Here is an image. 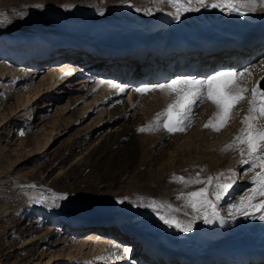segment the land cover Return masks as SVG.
Instances as JSON below:
<instances>
[{
  "label": "bare ground",
  "instance_id": "6f19581e",
  "mask_svg": "<svg viewBox=\"0 0 264 264\" xmlns=\"http://www.w3.org/2000/svg\"><path fill=\"white\" fill-rule=\"evenodd\" d=\"M170 10L169 6L163 5L158 9L160 12L155 16L149 17L147 32L145 34L134 33L135 35L129 38L118 40L100 41L95 39L92 40V38L79 33L70 34L65 32V30H59L57 24V26H49L54 23L50 18L35 19L32 21L36 22L35 24L28 25V28L22 31H2L0 33V105L7 104L6 106L10 109V114L13 115V119L7 120L0 127L6 131L4 135L0 137V152H4V149L7 147L6 144H9L11 140H13V137H15V141L19 140L14 144L15 147L11 148L12 150L10 149V151H12V156H15V160H11L12 162L10 165L22 159L23 161L18 165L25 164V161L29 159L33 160V157L36 156L45 159L44 157L47 155L48 150L54 151V142L50 143L53 139H58L72 131L73 128L82 124H85L83 128H77L78 130H75L76 137L69 146V151L73 148H80L85 145L87 139L91 138L96 131L99 130L98 137L94 140H100L98 144V148L100 149L98 156L102 157L103 161L114 165L117 162H122L124 157L129 159V157L132 156V146L135 142V137L133 135L135 130L134 125L136 123L139 125L146 124V122L150 120L151 115L155 112V109L158 110V107L165 105L166 102L162 101L163 97L160 93L157 94L154 92H149L146 96L144 94V96L140 98L139 93L136 92V86L138 83L147 80L141 74H139V77L142 76V81L133 74L128 75L132 72L137 73L139 71L138 67L133 68V71L129 69V66L113 67L116 58L120 60L132 58L137 64H142L140 67L143 70L147 68L148 64L151 67L153 66L151 75L154 76V82L149 85L165 84L169 80L184 77L203 80L207 78L206 75H213L218 71L232 70L243 72L247 69L248 72L245 73L243 81L249 83L252 88L257 87L258 81L264 76V64L260 67L257 61L264 51V4L259 3V0H257L255 4L248 2L245 11L242 12L240 16L242 19L241 21H244V23L241 22V26L234 24L232 31L221 32L212 36H217L218 38L222 37V39L217 40L212 47L222 45V42L235 44L236 47L233 49L227 48L228 50H224L223 52L213 53L208 52L217 48H206L205 50L202 48L199 54L194 53L200 49V45L203 46V43L198 45L195 44V49L197 47L199 48L194 52L188 48L190 42L188 40L179 39L180 36H176V38H164V28L171 19ZM241 28H247V31ZM255 36L259 37V39L254 41L251 40ZM52 37H59L65 40L61 41ZM202 37L203 36L200 35L194 40H200ZM35 40H37V43H41V47L42 45L47 46L45 48H40V46L37 47V43H34ZM142 40H151L152 46H156L159 53L152 52L150 58L145 56L143 59L138 56H114L111 60H106V62H104L103 67L108 73L106 75L108 76L111 73H116L119 77L126 76L125 78H121L124 82L112 78L111 76H108L109 78H107V76L97 77L95 71L92 69L96 60L95 56L92 57L91 54L85 53L84 50L74 49L65 44V42L68 41L69 43L76 44H78L77 42H82L90 46L102 43H113L120 46L129 42L126 45L131 46L133 43L138 45L141 44ZM249 42L252 43L250 47H241V44L246 46L249 45ZM253 42L260 43V45L256 47L257 45L254 46ZM104 45L117 47L112 44H103L102 46ZM32 46H36V54L40 56L43 55L39 57V60H35L36 62L23 58L24 54H29L27 49H31ZM58 47L62 49L57 50L56 48ZM251 49L254 50L252 54L248 51ZM178 54H182L185 57H183V60L179 61V63L177 62L176 70L186 75L177 72L176 74L179 75H173L171 77L170 73L173 71V68L169 66L168 70L165 69L166 71H162L161 68L163 63H161V61L165 59L167 62L166 59H169L170 64H172L173 62L171 60ZM198 55L205 57V61L202 65H200L202 62L194 64V60L190 59V56L197 57ZM210 56H213V58L211 59ZM59 59H62L60 64H52V61H58ZM186 59L189 68L181 66L183 61L186 62ZM87 60L90 62L88 61V68L85 70L83 68L85 65L82 63ZM217 60H220L218 63L220 66L215 70L214 67L218 62ZM252 60L253 65L249 66V61ZM40 61L45 62L43 66L37 68L33 65L39 64ZM138 61H143L145 63H140ZM246 63L249 65H246ZM56 65H60V67ZM96 65L99 64L97 63ZM190 65H193V67H190ZM254 66L256 67L255 69ZM81 68L85 70L82 74L83 76L76 81L73 80V75L81 73ZM113 68H118L120 71L117 72L113 70ZM45 69H48L47 73H44ZM165 76H170V78L163 79L166 78ZM9 78L10 80L13 79L12 81L15 86L20 85L21 82L24 83L17 90H13L15 91L14 94H16V98H14V94H9L7 96L3 95V92L9 90V84H6L7 88L5 89V84L3 85V82ZM151 78L152 77L149 79ZM78 85L80 86L77 88L76 86ZM144 85L148 84L143 82L141 86ZM49 92L53 94V104L48 102L45 103L42 99L43 96H49ZM164 92L167 96L169 95V99H173V101L176 99L175 93H169L167 90ZM63 93H65L68 98L64 104L59 106V102L63 99L61 96ZM123 95H127V98L123 99ZM9 99H14V102L8 103ZM50 105L56 106V109L48 123L43 119L34 130L30 128L26 132H22V129L17 127V121H19L21 117L25 118L26 116L29 124L40 121L45 117L43 115L45 108ZM200 105L201 102L199 101L193 104L184 117V121L190 113V115H193V109L195 107L198 109ZM33 112H36V114L32 118ZM10 114L8 113V115L5 116L0 111V124L4 116L7 118ZM197 114L198 113H196V115ZM37 115L38 118H35ZM187 124L189 125V123ZM12 130L15 132L9 137ZM21 133L22 136L20 135ZM195 134L199 135L200 132H196V129H194V133L183 136L176 145L173 143L171 149H167L160 154V162L155 164L157 173L162 172L163 174V172L167 171V168L170 170L172 176L171 180L173 182L168 183V185L171 188L173 187V189H175V182L180 175L185 176L191 174V176L198 178L205 171V167L208 169L210 168L208 167L210 163L212 165H217L218 162H220L219 164H221L224 157L222 158V155H219L218 148L222 145L227 143V145L233 144V150L231 149L232 152L228 153L225 157V159L229 158V164L232 162L231 156H236L233 157V159L239 156L241 157L243 155L241 150H245L243 145H235L234 141L232 142V140H230L232 136H230L231 133L228 128L215 135H203L200 138L198 137V139H200L199 141H201L200 148L197 147L193 149L190 145V141ZM30 135H32L31 137L35 144L29 147ZM5 139L6 143L4 142ZM10 151L8 150L9 153ZM4 154V158L10 155ZM164 154L165 158H163ZM245 154L247 155V152ZM118 159L122 160L119 161ZM0 169V215H7L10 214L14 206L17 205L20 197L17 193L7 195L1 191L3 187L9 184L7 174L12 171H10L9 167L7 169L3 167L2 169L0 166ZM230 185L231 187L228 188L226 195L219 201L218 205L215 206V209L211 206L209 207V211L206 212L205 217L191 218V216L188 218L186 223L189 221L192 222V230L189 232H184L176 227L165 225L161 219L154 217V213L151 215L152 211L146 207H139L132 210L130 208V202H128L129 200L125 203H117L118 206L114 209L95 211L87 215H69L61 219L60 217L50 214L48 217L50 221L49 227L38 236H33L29 239V243L26 244L27 246H24L23 249L26 253L20 258L21 262L18 264H33L39 247H43L47 244L48 246L51 245L53 242L52 238L55 236L54 234L56 233V235H58L60 233L62 225L63 234L68 232L71 233V231H74V233L80 231L75 229L74 223L76 217L74 216L82 217L85 223H88V226L83 229L94 227V229L88 232L82 240L74 236L69 239L72 242L74 241V244H77V246L79 245V248H88L89 251L87 250V253L91 258H86L89 255L84 256V251H78L79 249L76 250V248L75 250L78 252H74L75 254L73 252L72 254L60 253L53 256V264H63L65 260L74 264H80L82 261H86L87 264H264V248L255 249L259 245L257 243L258 241H264V219L259 218L264 215V210L245 216L244 220L243 217H239L238 215L230 217L233 215L230 214L231 209L233 208L232 210L236 211V208L231 206V200L228 199L227 203L229 204L227 207L224 206L227 209L220 207L223 205L222 201L230 197V192L233 187L232 184ZM175 190L177 193L176 196L172 198L171 195L168 194L167 202L171 203V201H174L175 203L184 199V193L178 188ZM167 199L164 198V200ZM162 202L165 201L162 200ZM164 207H166V204ZM172 208L170 206L171 210H173ZM155 211L158 213L161 212V210L158 209ZM205 219H207L208 222H205ZM64 220H66V222L62 224ZM175 221L179 220L176 218ZM53 230H56V232ZM65 238L66 236L62 240H65ZM37 241L39 242L38 245H36ZM156 241H161L164 244L162 252H158L157 254L149 251L142 253L141 247L145 244L155 243ZM33 245L36 246V248H33ZM129 249L130 251H128ZM164 251H167L168 254H165ZM50 258L47 260H50Z\"/></svg>",
  "mask_w": 264,
  "mask_h": 264
},
{
  "label": "rangeland",
  "instance_id": "374dc122",
  "mask_svg": "<svg viewBox=\"0 0 264 264\" xmlns=\"http://www.w3.org/2000/svg\"><path fill=\"white\" fill-rule=\"evenodd\" d=\"M126 1L128 0H0V33L4 30L22 31L28 28V25L35 24L36 22H32L35 19L50 18V20L55 24H48L49 26L58 25L57 27L59 30H65V32L70 34L79 33L92 38V40L95 39L100 41L124 39L135 35L134 33L145 34L147 32L149 17L155 16L158 12H160L158 9L161 6L167 5L171 9V19L164 28V38H176V36H180L179 39H190L189 49L196 51L198 48L195 50V44L198 45L203 43L204 46L207 43H211L213 46L215 45L214 43L217 40L222 39V37L218 38L217 36H212L221 32L232 31L234 24L241 26L244 21H241L242 19L240 16L241 13L245 11L246 5L248 3V0H206L209 6H201L197 0H191V3H189V0H179L178 5L171 4L168 2V0H129L131 1V5H125ZM213 3L217 4L218 7H211L210 5ZM39 5H42L43 7H37ZM149 12L151 14H148ZM242 30L247 31V28H243ZM200 35L203 36L201 38L202 40H194ZM52 38H56L61 41L65 40L59 37ZM256 39L258 40L259 37L255 36L251 40L254 41ZM251 42H249V45L243 46L242 48L247 46L250 47V44H252ZM34 43H37V40H35ZM128 43L122 45H126ZM103 44H112L113 46H117L113 43L94 44V46L98 47L102 46ZM253 45H257L256 47H258L260 43L253 42ZM248 51L252 54L254 50L251 49ZM26 54H24V57H26ZM95 58L96 60L92 66L93 71H95L97 77H106L107 75H104V73L101 71V68H104L103 65H96L98 63L97 59L99 57ZM210 58L212 59L213 56H210ZM259 58L260 59L257 61L261 67V65L264 64V51ZM190 59L194 60V64H199V62H202L200 65H202L205 61V57L200 55L197 57L190 56ZM101 60L106 62L104 58ZM166 60L167 62L165 59L161 61V63L165 65H162V71L168 70V67L171 66L173 68V71L170 73L171 77L173 75L179 74L186 75L185 73H179L176 70L177 62L179 63V60H177L176 56L171 60L174 64H170L169 59ZM61 61L62 59H59L58 61L55 60L52 61V64H60ZM88 61L89 60L82 63L85 65L83 67L85 70L88 68V64L91 59L89 62ZM217 61L216 62L218 64L220 60ZM138 62L145 63L143 61ZM187 62L188 61L186 59V62L183 61L181 66H184V68L188 67L189 65H187ZM44 63L45 62L40 61L39 64L33 65L39 68L40 66H43ZM217 64H215V67L218 66ZM249 64L246 63V65L252 66L253 60L249 61ZM141 65L142 64H137V62L132 58H124L122 60L116 58L113 63V67L129 66L131 71H133V68L138 67L139 71L137 73L132 72L128 75L133 74L138 79L140 78L139 80H141V77L144 76L147 80L143 81L145 84L149 85L150 83H153L154 76L151 75L153 66L151 67L148 64L147 68L143 70L140 67ZM56 66L60 67V65ZM190 67H193V65H190ZM83 68H81V73L78 75H73V80L76 81L80 79L81 76H83L82 74L85 72ZM255 68L256 67L254 66V69ZM113 70L117 72L120 71L118 68H113ZM47 72L48 69H45L44 73ZM177 72L179 74H176ZM139 74L142 76L139 77ZM108 76H111L112 78H115L119 81L121 80L122 82L124 81L121 78L126 77H119L116 73H111ZM108 76L107 78H109ZM170 76H165L166 78L163 79H169ZM206 76L208 77L210 75ZM150 77L152 78L149 79ZM6 80L3 82V85L5 84L4 88L6 89L7 85L9 84V90L3 92L4 96L14 94L15 91L13 90H17L24 84L21 82L20 85L15 86L12 81L13 79L10 80L9 78ZM143 82L138 83L136 89L141 87ZM240 84L241 87L248 89V92L244 94L245 99L241 100L233 107L231 119L228 120L219 131L213 130L212 127H205V124H207L209 120H211L213 124L218 125L219 118L218 116L214 115V113H218L216 106L210 100H204L201 102V105L199 106L200 108L198 107L199 110L195 107L192 111L193 115H190V113V116L188 115L185 121L183 119L181 127H184V131L169 132L163 127V123H161L163 116H161L160 120H158L157 114H162L166 109L165 107H167L169 103L173 102V99H169V95L167 96L164 92L165 90L159 91L157 89L155 91H151L157 94L160 93V95L163 97L162 101L166 103L165 105L159 106L158 110L155 109V114L153 113V115H151L150 120L146 122V124L139 125L136 123L134 125L135 130L133 135L135 137V142L132 146V156L129 157V159L125 157L123 160L118 159L119 161L122 160V162H117L114 165L103 161V158L98 156L100 152V149L98 148L100 140L94 139L98 137L99 130H97L91 138H88L85 145L82 147L73 148L70 151L68 150L69 146L76 137L75 130H78L77 128H83L85 124L73 128L72 131L66 133L58 139H53V141L50 143L54 142V151L52 152L48 150L47 155L44 157L45 159L40 158V156H36L33 157V160L29 159L25 161V164L20 165L18 164L22 162L23 159L21 161H17L13 165H10L11 162L15 160V156H12V151H10V149L15 147L14 144L19 141H15V137H13V140H11L9 144H6L7 147L4 149V152H0L1 168L3 169L4 167V169H7L9 167L10 171H12L11 173L7 174L9 184L6 187H3L1 191L7 195L17 193L20 199L10 214L0 215V264H18L21 262L20 258H22V256H24L26 253V251L23 250L24 246H27L26 244L29 243V239L33 236H38L49 227L50 221L48 217L50 214L60 217L61 219L69 215H87L95 211L114 209L118 206L117 203H125L127 200H129L128 202H130V208L132 210L139 207H146L152 211L151 215L154 213L153 215L156 218H159V215H163L166 218H171L174 220L177 218V220H179V222L184 225L191 216V218L205 217L206 212L209 211L210 207L207 206L202 208L199 212L191 211L192 209L186 206L188 203L187 194L194 191H199L202 188H207L208 192L210 193L208 199L211 200L215 206H217L219 201H221V199L226 195L228 190L227 189L225 192H222V198L217 201L215 196L211 195V193L218 191L219 189L217 188V185L220 184H232L233 187L230 192V197L224 199L225 201H222L223 205L219 206L227 207L229 204L227 203L228 199L231 200V206L238 205L242 199L252 194L251 190L256 187V185L253 183V179L256 173L261 171L259 166L252 167L250 163H243V161L251 160V157L248 154H245L247 152L246 144L238 142L235 143V145H243L245 150L241 157L239 156L238 158L233 159V157L236 156H231L232 162L230 164L228 163L229 158H226V160L225 157L228 153L232 152L231 149L233 150V144L231 143V147L226 148V146H229L227 143L218 148L219 155H222V158L224 157L221 164H219L220 162H218L217 165H212L210 163L208 166L210 168L208 169L205 167V171L198 178L191 176V174H187L185 176L180 175V177L184 178V181L196 179L202 181V183H184L177 180V183L175 182L174 188H178L184 193V199L180 202H167L168 194L171 195L172 198H174L177 194L176 190L173 189V187H169L168 185V183L173 182L171 180V172L167 168V171L163 172V174L162 172L157 173L155 164L160 162L159 157L161 153L167 149H171L173 147V143L176 145V143L181 138H183V136L194 133V129H196V132H200V134H195L191 138L192 140L190 139V145L193 149L197 147L200 148L201 141H199L200 139H198V137L200 138L203 135H215L227 128L231 133L230 136H232L230 140L233 142L235 138L241 134V129L246 127V125L242 123L246 116L250 117L251 115H256L259 117L255 121L250 119L249 122L254 124L255 128L258 130H264V116H260L259 110L257 109L253 114H249L248 112L250 107L248 100L251 99L250 90L254 87L252 88L249 83L243 81V78L240 81ZM79 86L80 85L76 87L78 88ZM147 94H145V96ZM52 95V92H49V96L46 97L42 95V99L45 101V103L48 102L53 104L54 97H52ZM61 96L63 99L59 102V106L64 104L68 98L65 93H63ZM126 96L127 95H123L122 98L125 99L127 98ZM141 96H144V94L139 93L140 98ZM14 98H16V94H14ZM12 102H14V99L8 100V103ZM257 102H261L259 98ZM6 105L7 104L0 105V111L5 116L8 115V113L10 114V109ZM55 109L56 106H47L45 108L46 111L44 110L43 112L45 117H43L40 121H35L33 124H29L26 116L25 118L21 117L19 118L20 120L18 119L19 121H17V127H20L22 132H26L30 128L34 130L43 119L48 123V121L54 115ZM196 113H198V116ZM35 114L36 112H33L32 118ZM5 116L1 121L0 127L7 120L13 119L12 114H10L7 118ZM35 118H38V115ZM187 123H189V125ZM141 128H144L145 130L140 131ZM5 132L6 131L4 129L0 128V137L3 136ZM14 132L15 131L12 130L9 134V137L14 134ZM20 135L22 136V133ZM31 136L32 135L29 136V147L32 146V144H35ZM4 142L6 143V139ZM4 153L10 154L11 156L8 155L9 157L7 156V158H4ZM256 155L264 156V148L260 149ZM163 158H165V154L163 155ZM209 177L213 178V183L211 185L207 183ZM258 197H256V200H254L255 204L260 203L264 198V196ZM164 198L167 200H164ZM162 200L165 202H162ZM165 204L166 207H164ZM149 205H151V207H149ZM169 205L171 208L173 207V210L170 209ZM226 207L224 208L227 209ZM156 209L161 210L162 213L156 212ZM232 209L230 214L233 215L230 217L238 215L239 217H243L244 220V215H240ZM249 211L251 213H255L260 210L249 209ZM201 213L203 215H201ZM74 217H76V221L74 223L75 229L80 231L76 233L71 231V233L68 232L66 235L63 234L62 225L60 233L58 235H56V233L54 234L55 236L52 238L53 242L51 245L48 246L47 244L43 247H39L33 264H53V256H56L60 253L72 254V252L77 253L78 251H84L86 254H84V256L89 255L87 253V250L89 251L88 248L80 247L82 248L80 249L79 245L77 246V244H74V241L72 242L69 239L74 236L76 238L79 237L78 239L82 240L88 232L94 229V227L83 229L88 226V223H85V220H83L82 217ZM65 222L66 220H64L62 224ZM53 231L56 232V230ZM65 236V240H62ZM263 242L264 241H258L257 243L259 245L255 249L262 248V245L264 244ZM38 244L39 242L37 241L36 245ZM33 248H36V246L33 245ZM75 249L79 250L76 251ZM88 257H90V255L86 258ZM48 258H50V260H47ZM63 262V264H74L68 262L67 260ZM80 264H87V262L82 261Z\"/></svg>",
  "mask_w": 264,
  "mask_h": 264
},
{
  "label": "snow or ice",
  "instance_id": "6c2138e0",
  "mask_svg": "<svg viewBox=\"0 0 264 264\" xmlns=\"http://www.w3.org/2000/svg\"><path fill=\"white\" fill-rule=\"evenodd\" d=\"M168 2L174 5L179 4V0H168ZM197 2L201 6H209L206 0H197ZM248 2L255 4L257 0H248ZM189 3H191V0H189ZM259 3L264 4V0H259ZM210 6L213 8L218 7L215 3ZM37 7L43 6L39 5ZM148 14L151 13L149 12ZM247 72V69L243 72L232 70L218 71L203 80H198L192 77L178 78L175 80H169L165 84L144 85L138 87L136 92L147 94L148 92L159 89L167 90L169 93L176 94V99L167 105L164 112L162 114H157L158 120L163 116L161 123H163V127L169 132L184 131L185 129L184 127H181V125L191 106L198 101L203 102L204 100H210L218 109V113H214V115L218 116L219 124H213L212 121L209 120V122L205 124V127H212L213 130L219 131L220 128L231 119L233 107L241 100L245 99L244 94L248 92V89L241 87L240 81ZM258 98L261 101L260 103L257 102ZM248 103L250 105L248 109L249 114L255 113L258 109L260 116H264V90L254 87L251 90V99L248 100ZM258 118L259 117L256 115H251L250 117L246 116L242 121L246 127L241 129V134L234 140V143L238 142L247 145V154L251 157V160L243 161V163H250L252 167L259 166L261 169L260 172L256 173L253 179V183L256 187L251 190L252 194L242 199L238 205H233V207L236 208L237 213L244 216L252 215L249 209L264 210V201H261L258 204L253 203L257 196H264V156L256 155L260 149L264 148V130L256 129L254 124L249 122L250 119L255 121ZM144 130V128L140 129V131ZM227 147H231V145L226 146V148ZM241 152L243 154L244 150L242 149ZM177 179L184 183H202L199 179L189 181H184L183 177ZM207 183L211 185L213 183V178L209 177ZM230 187V184L217 185L219 190L211 193V195H214L215 199L219 201L222 198L221 193L225 192ZM209 195L210 193L207 188L188 193V203L186 206L190 207L193 212H199L200 209L207 206H211L215 209V204L208 199ZM149 207H151V205H149ZM201 215L203 214L201 213ZM259 218L264 219V215ZM159 219L169 227H176L184 232L192 230L191 221L182 225L179 221L166 218L163 215H160ZM205 222H208L207 219H205ZM128 251H130V249Z\"/></svg>",
  "mask_w": 264,
  "mask_h": 264
},
{
  "label": "water",
  "instance_id": "95a60500",
  "mask_svg": "<svg viewBox=\"0 0 264 264\" xmlns=\"http://www.w3.org/2000/svg\"><path fill=\"white\" fill-rule=\"evenodd\" d=\"M125 5H131V1H126L125 2ZM259 87L261 88V89H263L264 90V76L261 78V80L259 81Z\"/></svg>",
  "mask_w": 264,
  "mask_h": 264
}]
</instances>
